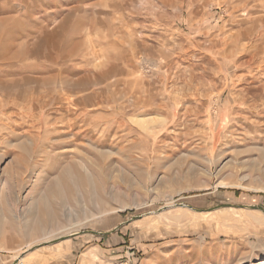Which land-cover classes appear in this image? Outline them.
Returning <instances> with one entry per match:
<instances>
[{
    "label": "rangeland",
    "instance_id": "374dc122",
    "mask_svg": "<svg viewBox=\"0 0 264 264\" xmlns=\"http://www.w3.org/2000/svg\"><path fill=\"white\" fill-rule=\"evenodd\" d=\"M263 152L264 0H0V264H264Z\"/></svg>",
    "mask_w": 264,
    "mask_h": 264
},
{
    "label": "bare ground",
    "instance_id": "6f19581e",
    "mask_svg": "<svg viewBox=\"0 0 264 264\" xmlns=\"http://www.w3.org/2000/svg\"><path fill=\"white\" fill-rule=\"evenodd\" d=\"M35 79V78H34ZM37 81V80H36ZM40 81V80H39ZM154 121H157V120H154L153 119V121H152V119L151 118H143V116H141V117H139L137 120H135V122H136V124L138 125V127H141L142 128V130H144L148 125H150V124H152V123H154ZM150 126H152V125H150ZM148 128H150V127H148ZM151 128H153V126L151 127ZM244 141V140H243ZM260 151H262L261 149H260ZM261 153V152H260ZM99 155V154H98ZM101 156H102V158H103V155L102 154H100ZM260 155H262L261 156V158H264V152L262 153V154H260ZM91 157V156H90ZM97 158H99V156L97 157ZM236 160V159H235ZM246 161H250L251 163H252V165H253V167L255 166L256 167V163L258 162L257 161V159L256 158H254V157H250V158H248ZM234 163L236 164V166L237 165H243L245 162H238V161H234ZM80 164H81V162H80ZM106 164V163H105ZM260 164V163H259ZM110 165V164H109ZM75 166V165H74ZM74 166H70V165H67V166H65V167H63L60 171H59V178L61 179V180H63L64 182H69V181H72L73 180V177L72 176H75V174H74ZM59 167V166H58ZM103 167H104V165H103ZM101 169V168H100ZM255 169V168H254ZM259 169V171H260V175L261 176H263L264 177V168H262V167H259L258 168ZM83 172V171H82ZM105 178V177H104ZM58 183H57V185H56V187H52V188H50V189H48V191H47V194L49 193V192H51L52 193V196H51V198L50 199H53V198H55L56 197V193H58V192H60L59 191V180L57 181ZM63 182V183H64ZM93 182V181H92ZM92 182L90 181V179L88 178V177H86V176H84V175H82V176H80L79 178H78V183L80 184V185H82V186H86V187H89V186H92ZM55 183V182H54ZM77 184V183H76ZM98 184H100V183H98ZM221 185V184H220ZM55 186V185H54ZM94 186V185H93ZM223 186H224V184H223ZM62 187V186H61ZM66 187V186H65ZM85 187V188H86ZM103 188H104V185L102 186ZM93 188V187H92ZM94 188H96V187H94ZM55 189H57V191L55 192ZM90 189V188H89ZM105 193V192H104ZM46 204V203H45ZM49 205V204H48ZM179 206H183V205H179ZM23 215V214H22ZM14 217L15 218H19L18 216H16V215H14ZM47 218V217H46ZM48 222V221H47ZM38 223H40V222H38ZM24 258V257H23ZM23 258L22 257H19L18 258V261H17V263L16 264H21L22 263V261H23Z\"/></svg>",
    "mask_w": 264,
    "mask_h": 264
},
{
    "label": "crops",
    "instance_id": "0c3cea01",
    "mask_svg": "<svg viewBox=\"0 0 264 264\" xmlns=\"http://www.w3.org/2000/svg\"><path fill=\"white\" fill-rule=\"evenodd\" d=\"M96 236L101 237L102 236V233L96 234ZM70 239L71 238H69V239L66 238L65 240H70ZM67 245H68V242H67ZM97 246H98V244H92L91 246H89L88 248H86L84 250L83 254H82L84 256L81 257L79 264H82L85 261V259H86V262L89 263V264H91L92 262L94 263V261L96 260L95 257L98 255V254L96 255V253L98 251V247ZM99 258L101 259V256L100 255H99ZM67 260H69V258H67ZM102 260H105V259L102 257ZM59 264H62V263H59Z\"/></svg>",
    "mask_w": 264,
    "mask_h": 264
},
{
    "label": "water",
    "instance_id": "95a60500",
    "mask_svg": "<svg viewBox=\"0 0 264 264\" xmlns=\"http://www.w3.org/2000/svg\"><path fill=\"white\" fill-rule=\"evenodd\" d=\"M222 206H226V205H222ZM190 207V206H189ZM191 208V207H190ZM217 207H213V208H211V209H209V210H213V209H216ZM251 208H254V209H259V210H262V208L261 207H257V206H252ZM197 211H206V210H204V209H196ZM94 234H98V233H100V232H95V231H92ZM72 235V234H71ZM71 235H69V236H71ZM66 238H68V236H66V237H63V239H66Z\"/></svg>",
    "mask_w": 264,
    "mask_h": 264
}]
</instances>
